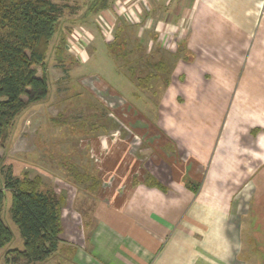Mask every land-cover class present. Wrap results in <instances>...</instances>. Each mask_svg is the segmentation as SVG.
Returning <instances> with one entry per match:
<instances>
[{
    "label": "crops",
    "instance_id": "crops-1",
    "mask_svg": "<svg viewBox=\"0 0 264 264\" xmlns=\"http://www.w3.org/2000/svg\"><path fill=\"white\" fill-rule=\"evenodd\" d=\"M136 2L134 28L176 61L155 118L139 122L141 155L95 142L102 185L72 263L264 264V0Z\"/></svg>",
    "mask_w": 264,
    "mask_h": 264
},
{
    "label": "rangeland",
    "instance_id": "rangeland-1",
    "mask_svg": "<svg viewBox=\"0 0 264 264\" xmlns=\"http://www.w3.org/2000/svg\"><path fill=\"white\" fill-rule=\"evenodd\" d=\"M52 1L60 8L61 17L46 60L49 92L44 100L22 112L0 143V176L4 182L11 170L15 177L23 178L25 174L31 179L40 177L44 189L66 195L61 236L64 243L57 254L35 264H73V256L84 242V213L91 215L87 209V198L93 197L89 188H93L92 178L99 177L95 142L109 137L127 139L133 151L141 155L146 145L144 139L150 141L151 131L139 122L145 121L143 116L155 118L160 103L158 95L162 94L164 81L176 60L168 51L158 49L147 28L135 29L120 15L110 19L111 14L101 13L104 10L91 12L93 0ZM102 16L111 30L103 24L99 26ZM84 34L92 38L88 44L83 43ZM73 35L79 38V51L70 47ZM63 38L66 53L60 58L57 51ZM111 44L114 47L110 48ZM159 61L165 64L164 71H159ZM36 70L37 76L42 77V68ZM149 75L157 76L144 87L140 79ZM86 175L92 178L86 179ZM10 200L7 194L3 219L14 238L0 250V264H27L15 259L14 254L8 255L24 248L21 232L11 217ZM255 214L260 224L254 230L264 233V221L256 211ZM250 243L252 248L251 239Z\"/></svg>",
    "mask_w": 264,
    "mask_h": 264
},
{
    "label": "trees",
    "instance_id": "trees-1",
    "mask_svg": "<svg viewBox=\"0 0 264 264\" xmlns=\"http://www.w3.org/2000/svg\"><path fill=\"white\" fill-rule=\"evenodd\" d=\"M104 8L105 0H94L90 11L96 14ZM60 17V8L52 0H0V143L8 136L22 112L48 95L46 60L58 32ZM65 42L63 38L58 47L59 57L66 53ZM112 45L110 48L114 47ZM164 65L163 61H159V71L165 70ZM37 67L42 68V77L37 76ZM130 72L132 74V70ZM156 76L149 75L141 78L140 82L147 87ZM168 83L169 77L164 85ZM1 162L0 159V168ZM91 178L86 175V179ZM92 179L93 188L89 189L94 196L98 193L101 180L98 175ZM188 186L198 191L193 183L189 182ZM7 194L11 197L12 220L24 240L23 250L16 249L8 255L14 254L15 259L27 264L47 261L62 243L66 195L44 189L40 177L31 179L27 174L23 178L15 177L11 170L4 182L0 176V250L14 238L3 219Z\"/></svg>",
    "mask_w": 264,
    "mask_h": 264
},
{
    "label": "built area",
    "instance_id": "built-area-1",
    "mask_svg": "<svg viewBox=\"0 0 264 264\" xmlns=\"http://www.w3.org/2000/svg\"><path fill=\"white\" fill-rule=\"evenodd\" d=\"M129 1L130 0H117L116 7L114 8V10L116 11L117 15L125 17L128 20V22H130V24H133V25H139L140 24L141 25V23H142L141 20L139 19V17L137 15L134 16V14L131 10L135 6H128ZM138 1L139 0H137V2L135 4H137ZM98 22H100L99 26H102V24H103L106 26V29L111 30L110 25L108 24V22L106 21L104 16H102ZM145 26H149V22H146ZM102 29L104 30V27ZM164 29H165L164 26H162L161 24H157L156 31L163 32ZM82 37H83V43L84 44H88L89 40L91 41V39H92L89 37V34L88 35L84 34ZM72 39L73 40L70 42V47L72 49L79 51V49H81V46L79 44L80 42L79 41H78L79 43L77 42V40L79 38L77 37V35H73Z\"/></svg>",
    "mask_w": 264,
    "mask_h": 264
}]
</instances>
